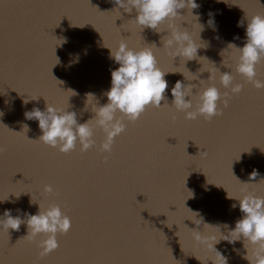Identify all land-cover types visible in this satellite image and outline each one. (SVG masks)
I'll return each instance as SVG.
<instances>
[{
    "label": "water",
    "instance_id": "obj_1",
    "mask_svg": "<svg viewBox=\"0 0 264 264\" xmlns=\"http://www.w3.org/2000/svg\"><path fill=\"white\" fill-rule=\"evenodd\" d=\"M196 3L199 8L179 10L175 20L199 47L197 59L185 62L162 48L166 25L162 33L142 31L129 22L135 10L119 9V17L111 0H0V146L6 149L0 154V218L10 210L25 221L19 231L0 230V264H212L214 251L196 237L214 243L234 230L243 214L227 192L233 198L245 190L264 195V90L236 74L239 53L228 48L244 46L247 20L264 15V0ZM122 39L137 50L161 48L153 50L168 73L169 107L177 81L194 85L193 95L210 84L223 93L220 73L231 71L243 90L228 108L221 103L223 115L210 122L186 120L164 100L162 108H147L135 123L125 121L107 163V153L96 148L81 153L77 145L61 154L35 141L42 132L26 112L51 104L75 112L83 124L108 103L104 93L119 65L107 47ZM257 71L264 78V62ZM95 139L97 145L104 139L98 128ZM47 184L59 196H45ZM51 204L61 205L72 227L57 235L56 251L41 257L38 244L46 237L24 238L26 214ZM215 248L227 264H249L243 238L221 240Z\"/></svg>",
    "mask_w": 264,
    "mask_h": 264
},
{
    "label": "clouds",
    "instance_id": "obj_2",
    "mask_svg": "<svg viewBox=\"0 0 264 264\" xmlns=\"http://www.w3.org/2000/svg\"><path fill=\"white\" fill-rule=\"evenodd\" d=\"M111 2L117 6L111 12L118 13L119 17V9H123L126 13H132L135 10L136 16L129 22L140 27L142 31L148 28L162 33L161 27L166 25L168 35L161 39L162 48L167 50L173 59L180 57L185 62L197 59L199 47L187 30H182L175 24V20L181 17L178 14L179 10L187 9L191 12L200 7L196 0H111ZM210 23H214V20H210ZM243 26L242 19L238 21L237 27ZM245 34L246 41L242 48L235 44L228 45V48H234L239 53L235 72L245 83L251 84L258 90H264V78H258L257 71L258 65L264 62V15L257 14L248 19ZM107 48L110 50V58L119 65L117 69L111 71V88L104 93L108 103L96 108L95 118L83 124H78L75 112H68L51 104L47 105L45 111L34 108L26 112V119L38 121L42 132L39 139L35 141L56 149L61 154H69L77 148V145L81 153L96 148L100 153H107L103 158V162L107 163L115 139L126 131L125 121L135 123L149 107L162 108V100L165 101L164 106H168L165 92L169 85L164 78L168 73L160 69L153 50L161 48L152 44L137 50L129 47L123 39L117 47ZM213 79L214 77L210 76L208 81ZM219 80L220 85L228 91L221 93L214 84H210L195 95L192 94L194 85L185 86L181 81H177L171 89L172 106L168 107L183 113L186 120L202 117L210 122L213 118L222 116L223 109L228 108L232 96L239 95L244 85L235 83V77L231 71L220 73ZM203 83L204 81L200 82V84ZM221 103L223 109L219 107ZM172 118L174 120L175 116ZM25 128L27 129V126ZM97 128L104 134V139L99 145L95 139ZM4 151L6 149L0 146V154ZM204 154L207 153L204 152ZM257 175L258 172L254 169L250 179L255 180ZM235 179L239 181L236 177ZM43 193L45 196H59L51 184L43 187ZM227 194L229 199L239 202L242 218L236 221L234 230H231L227 236H223V239L212 243L209 239L198 235L197 241L206 245L210 251H214L215 260L212 264H227V258L215 248V245L221 240L234 244L243 238L247 251L244 259L249 264H264V195H257L247 190L235 198L228 192ZM30 202L33 203L32 197ZM236 207V204L232 205L233 209ZM26 215L28 234L24 238L32 242L37 236L46 237L38 244L41 257L56 251L59 247L57 235H67L72 227L70 217L62 211L60 204H51L44 210L39 205L37 214ZM22 223L25 221H22L19 216L13 217L10 210H5L3 218H0V230L7 233L9 229L19 231Z\"/></svg>",
    "mask_w": 264,
    "mask_h": 264
}]
</instances>
